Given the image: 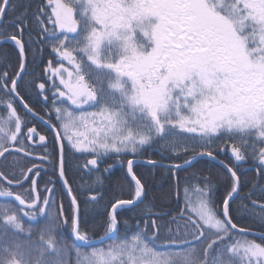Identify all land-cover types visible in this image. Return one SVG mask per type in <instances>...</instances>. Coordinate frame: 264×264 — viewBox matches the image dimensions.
Masks as SVG:
<instances>
[{
    "label": "snow or ice",
    "instance_id": "obj_1",
    "mask_svg": "<svg viewBox=\"0 0 264 264\" xmlns=\"http://www.w3.org/2000/svg\"><path fill=\"white\" fill-rule=\"evenodd\" d=\"M0 42H10L17 57L15 71L7 56L0 57V101L10 113L0 125V157L35 161L34 152L41 148V165L50 166H19L9 173L11 180L0 172V180L12 187L32 186L26 189L27 200L0 191L17 202L0 203V240L10 232L31 236L24 216L45 219L34 246L0 244V264H71L70 250L57 238L61 228L69 229L75 241L93 243L81 234V205L88 212L90 203L104 198L99 191L104 179L96 177V188L78 185L76 191L89 193L78 198L68 179L73 168L105 173L117 166L125 169L132 198L110 203L106 223L108 231L129 224L118 220L117 213L147 196L134 163L149 148L158 149L161 160L146 163L168 169L177 189L176 207L159 214L149 208L143 227L136 222L140 234L131 243L87 255L77 248L76 264H264V203L250 199L257 188L264 192V0H39L35 6L0 0ZM43 49L57 57V67L49 60L43 68L46 83L37 84L25 78ZM29 89H36L49 109L48 120L25 103L20 93L29 95ZM17 104L46 125L51 139L26 123L22 130ZM225 140L239 141L231 149L235 162L251 159L258 165V181L243 197L248 181L242 183L237 167L219 159L224 149L218 142ZM66 145L92 158L72 163ZM112 156L113 163L101 169ZM204 158L226 170L223 192L196 170L183 179L201 185L200 199H188V183L180 207L179 173ZM48 171L56 180L45 183L42 196L35 191L36 178ZM57 181L69 198L67 209ZM237 198H249L248 211L260 232L234 222L238 213L230 211V201ZM256 236L259 243L249 239Z\"/></svg>",
    "mask_w": 264,
    "mask_h": 264
},
{
    "label": "trees",
    "instance_id": "obj_2",
    "mask_svg": "<svg viewBox=\"0 0 264 264\" xmlns=\"http://www.w3.org/2000/svg\"><path fill=\"white\" fill-rule=\"evenodd\" d=\"M18 4H31L35 6L39 0H16ZM21 9H17L19 12ZM12 32V29H9V33ZM7 56V63L12 65V70H16V51L12 44L2 43L0 42V57ZM31 58V57H29ZM51 60L52 66L57 67V57L49 50L43 49L42 52L37 54L36 63L29 65V72L32 75L26 77L25 79L32 80L34 79L37 84L40 82H45L46 79L43 75V68L47 67V62ZM67 63H65V67H67ZM4 69L3 61H0V70ZM21 96H23L24 101L33 109L34 112L38 113L40 116L49 119V116L45 113L49 111V109L44 105L41 101L40 97L37 95L36 89H29V95H25L24 91H21ZM61 106V105H58ZM17 114L21 117L22 120V130L23 124L26 123L27 127L35 126L37 130L45 135L48 139H51L52 133L47 129V127L34 119L32 116L26 114L24 109L20 107L18 104L15 105ZM10 113L4 109L2 106V101H0V125H3L7 120ZM53 124L57 122L53 119L51 121ZM57 129H59V125H57ZM255 139V138H253ZM218 144L224 149L219 152V159L223 160L225 163H228L230 166L235 165L238 169V175L241 176V182L243 183L245 179L248 181L241 190V196H245L246 193L252 190V186L258 180V175L255 170H245L244 165H236L233 159L228 156L227 149L230 146L235 144L236 147H239V141H219ZM31 150V149H28ZM51 147L47 149V151H51ZM45 149L37 148L34 152V156L37 157L35 161L31 159H26L23 156H10L7 161H4L3 158L0 161V172L4 173L5 176L8 177V180H11L12 177L9 175L11 171H16L19 166L27 165L28 168H31L33 163L37 166L43 168H49V165H41V161L39 157L44 155ZM66 158L70 160L72 163H80L83 164L86 160L91 159L92 157L86 153H81L79 151H69L68 146H65ZM111 156V154H110ZM131 156H123L121 159L127 160L131 159ZM187 158V157H186ZM139 159H148V160H156L160 161L161 156L159 154L158 149L149 148L146 151V154L138 156L135 160ZM114 156L112 158L105 159L104 163L99 165L101 169L113 163ZM17 162L19 164L17 165ZM163 162H170L168 160H164ZM177 163L182 162L181 160L175 161ZM248 164L255 165L258 167L257 163L251 159L248 160ZM134 170L137 172V175L140 177L141 181L145 185V190L147 192L146 198L142 202H138L134 207L125 208L117 213L118 220L120 221H130L129 224L124 225L121 223L118 225L117 233L111 239L100 243L95 244L92 243L90 245H85L83 243H79L75 241L71 232L67 228H61L58 230L57 238L60 240L61 244L66 246L70 250L69 259L71 264H76L77 256L76 249L78 248L83 254L87 255L89 252L94 249H101L107 251L109 248L113 246L120 245L124 242H131L132 237L140 234V228L143 227L144 221L149 219L148 209L151 208L152 213H161L162 211H167L170 209H174L177 205V189L174 187L173 179L168 174V169L164 167H152L150 164H143L137 162L134 164ZM200 170V174L204 176H210L212 180L217 184L220 192H223V184L224 177L226 175V170L223 167L216 163V161H208L207 158L201 160L196 163L193 167L187 168L185 171L179 173L181 177V187L179 188V206L184 207V186L188 183H191L192 187L187 193V197L190 201L196 202L197 198L200 197L198 188L201 187L195 181H184V177L188 176L190 173ZM18 174V172H17ZM101 176L104 179V186L100 188L99 191L103 192L104 198L100 200L98 203L88 205L89 211H83V205H81V221L79 224L81 234L89 235L92 241L101 238L112 231H108V225L106 223L107 213L110 211V203H114L117 198L120 199H131V191L130 189L133 187L131 184V178L126 177L125 169L117 166L113 168L110 172H88L86 170L77 171L73 168L72 172L69 174L68 179L71 187L74 190V194L77 195L78 198H82L89 193L86 191H76L77 186H81L82 189L91 186L96 188L97 185L95 183L96 177ZM56 180V177L51 174L50 171L42 172L39 177L36 178L37 183L35 185V191H38L42 196L43 188L45 183L48 180ZM15 183V182H13ZM264 183V182H262ZM32 187L31 185L25 184L24 188L12 187L8 183L3 180H0V191L10 190L14 194L22 195L26 200L29 199V192L26 189ZM56 190L59 194V198L63 200L65 209H67L69 205V198L62 188V185L59 181L56 183ZM35 194V193H33ZM251 200L257 201L259 203H264V192H261L256 189L250 197ZM0 203H10L13 206H17V202L11 198H6L0 196ZM236 205H243L242 208L236 209ZM249 198L239 199L235 202L230 201V211H235L238 214L234 215V222L238 223L239 227L246 228L249 230H254L260 232L262 229L259 228L257 224L254 223V220L251 218L248 209H250ZM27 211V209H25ZM259 212V209L256 210ZM173 215L175 212L173 211ZM153 219L156 217L153 216ZM164 219H167L165 217ZM140 221V228L137 227L136 222ZM161 221L157 220L159 224ZM45 223L44 217H39L36 220H33L27 216L23 217V224L25 229L31 227L33 229L32 235L28 236L24 233H9L8 237L4 240H0V244L5 242L19 241L21 243H29L31 242L34 246L38 240V230ZM182 227V222L180 223ZM174 227V226H173ZM150 234V233H149ZM251 239H256L260 241L257 237H249ZM75 246V247H73Z\"/></svg>",
    "mask_w": 264,
    "mask_h": 264
},
{
    "label": "water",
    "instance_id": "obj_3",
    "mask_svg": "<svg viewBox=\"0 0 264 264\" xmlns=\"http://www.w3.org/2000/svg\"><path fill=\"white\" fill-rule=\"evenodd\" d=\"M26 103V102H25ZM25 111V110H24ZM31 116V115H30ZM42 117V116H41ZM43 119L44 120H47V119H45L44 117H43ZM39 122H41L42 124H43V122L42 121H40V120H38ZM46 126V125H45ZM36 128V127H35ZM37 132L39 133V134H41L38 130H37ZM43 135V134H42ZM231 149H232V146H230V148L228 149V152H229V156L231 157V158H233V156H232V152H231ZM1 159H2V157H0V161H1ZM147 161H149L148 159H139V160H135V163H137V162H140V163H143V164H148V163H146ZM247 162H248V160H246V161H243V162H235L237 165H245V164H247ZM134 163V164H135ZM163 163H169V162H163ZM245 169L246 170H250V169H254V170H257L256 169V167L255 166H251V165H247L246 167H245ZM62 185V184H61ZM62 188H63V185H62ZM64 189V188H63ZM65 191V190H64ZM66 192V191H65ZM251 231H253V232H257L258 233V231H254V230H251ZM116 233H117V230H113L111 233H109V234H107V235H105V236H103V237H101V238H98V239H96V240H94L93 241V243H95V244H100V243H103V242H105V241H107V240H109V239H111L112 237H114L115 235H116ZM257 238H259L258 236H256ZM78 242V241H77ZM79 243H82V242H79Z\"/></svg>",
    "mask_w": 264,
    "mask_h": 264
},
{
    "label": "rangeland",
    "instance_id": "obj_4",
    "mask_svg": "<svg viewBox=\"0 0 264 264\" xmlns=\"http://www.w3.org/2000/svg\"><path fill=\"white\" fill-rule=\"evenodd\" d=\"M61 106H63V105H61ZM81 130H83V129H81ZM199 199H200V197L197 198V201H196V202H198ZM249 239H251V238H249ZM256 241H257V240H256ZM257 242L259 243L260 241H257ZM129 243H131V242H129Z\"/></svg>",
    "mask_w": 264,
    "mask_h": 264
},
{
    "label": "flooded vegetation",
    "instance_id": "obj_5",
    "mask_svg": "<svg viewBox=\"0 0 264 264\" xmlns=\"http://www.w3.org/2000/svg\"><path fill=\"white\" fill-rule=\"evenodd\" d=\"M258 181V180H257ZM258 189V188H257Z\"/></svg>",
    "mask_w": 264,
    "mask_h": 264
}]
</instances>
